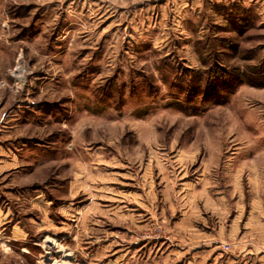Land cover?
Instances as JSON below:
<instances>
[{"label":"rangeland","instance_id":"374dc122","mask_svg":"<svg viewBox=\"0 0 264 264\" xmlns=\"http://www.w3.org/2000/svg\"><path fill=\"white\" fill-rule=\"evenodd\" d=\"M56 260L264 264V0H0V264Z\"/></svg>","mask_w":264,"mask_h":264},{"label":"crops","instance_id":"0c3cea01","mask_svg":"<svg viewBox=\"0 0 264 264\" xmlns=\"http://www.w3.org/2000/svg\"><path fill=\"white\" fill-rule=\"evenodd\" d=\"M200 242V241H199ZM203 243H204V241H202ZM201 243V242H200ZM214 247V246H213ZM214 249L216 250L217 248L216 247H214ZM215 250L212 252V254L214 255L215 254V256H217V255H219V254H221V253H219V252H216L215 253ZM50 260V259H49ZM56 261H58V262H61V261H59V260H56Z\"/></svg>","mask_w":264,"mask_h":264},{"label":"bare ground","instance_id":"6f19581e","mask_svg":"<svg viewBox=\"0 0 264 264\" xmlns=\"http://www.w3.org/2000/svg\"><path fill=\"white\" fill-rule=\"evenodd\" d=\"M53 264H66V262H56V263H53Z\"/></svg>","mask_w":264,"mask_h":264},{"label":"water","instance_id":"95a60500","mask_svg":"<svg viewBox=\"0 0 264 264\" xmlns=\"http://www.w3.org/2000/svg\"><path fill=\"white\" fill-rule=\"evenodd\" d=\"M50 243V242H49Z\"/></svg>","mask_w":264,"mask_h":264}]
</instances>
